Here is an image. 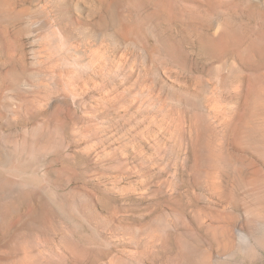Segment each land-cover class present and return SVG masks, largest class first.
Listing matches in <instances>:
<instances>
[{"label": "rangeland", "instance_id": "obj_1", "mask_svg": "<svg viewBox=\"0 0 264 264\" xmlns=\"http://www.w3.org/2000/svg\"><path fill=\"white\" fill-rule=\"evenodd\" d=\"M0 264H264V0H0Z\"/></svg>", "mask_w": 264, "mask_h": 264}, {"label": "bare ground", "instance_id": "obj_2", "mask_svg": "<svg viewBox=\"0 0 264 264\" xmlns=\"http://www.w3.org/2000/svg\"><path fill=\"white\" fill-rule=\"evenodd\" d=\"M96 2V1H95ZM12 10V9H11ZM10 14V13H9Z\"/></svg>", "mask_w": 264, "mask_h": 264}]
</instances>
